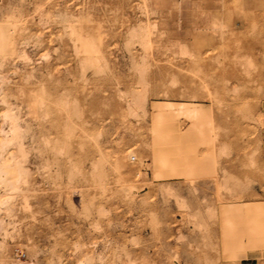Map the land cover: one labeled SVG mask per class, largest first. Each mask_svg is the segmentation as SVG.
<instances>
[{"label": "rangeland", "instance_id": "1", "mask_svg": "<svg viewBox=\"0 0 264 264\" xmlns=\"http://www.w3.org/2000/svg\"><path fill=\"white\" fill-rule=\"evenodd\" d=\"M264 0H0V264H264Z\"/></svg>", "mask_w": 264, "mask_h": 264}, {"label": "crops", "instance_id": "2", "mask_svg": "<svg viewBox=\"0 0 264 264\" xmlns=\"http://www.w3.org/2000/svg\"><path fill=\"white\" fill-rule=\"evenodd\" d=\"M263 146H264V133H263ZM263 162H264V147H263Z\"/></svg>", "mask_w": 264, "mask_h": 264}]
</instances>
